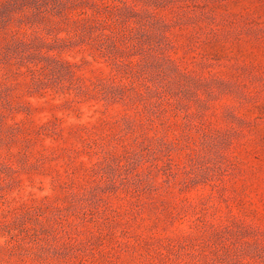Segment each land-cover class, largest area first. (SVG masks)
<instances>
[{
    "label": "rangeland",
    "instance_id": "obj_1",
    "mask_svg": "<svg viewBox=\"0 0 264 264\" xmlns=\"http://www.w3.org/2000/svg\"><path fill=\"white\" fill-rule=\"evenodd\" d=\"M0 264H264V0H0Z\"/></svg>",
    "mask_w": 264,
    "mask_h": 264
}]
</instances>
